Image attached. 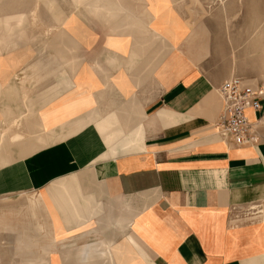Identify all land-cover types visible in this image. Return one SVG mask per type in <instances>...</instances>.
<instances>
[{
	"label": "crops",
	"instance_id": "obj_1",
	"mask_svg": "<svg viewBox=\"0 0 264 264\" xmlns=\"http://www.w3.org/2000/svg\"><path fill=\"white\" fill-rule=\"evenodd\" d=\"M144 1L70 0L76 7L63 17L47 0L50 24L36 6L33 17H0V101L9 102L0 117L18 103L6 114L22 120L10 134L35 144L0 168V197L47 205L36 219L28 205L13 209L10 244L30 243L8 261L264 264V109L245 111L262 136L256 145L238 146L215 130L218 87L248 68L249 0H224L223 15L205 16L191 0H163L167 7L153 16L158 7ZM79 16L100 22V31ZM193 17H225V29ZM233 17H241L240 31L227 29ZM39 23L49 54L33 60L30 30Z\"/></svg>",
	"mask_w": 264,
	"mask_h": 264
},
{
	"label": "rangeland",
	"instance_id": "obj_2",
	"mask_svg": "<svg viewBox=\"0 0 264 264\" xmlns=\"http://www.w3.org/2000/svg\"><path fill=\"white\" fill-rule=\"evenodd\" d=\"M54 4H56L57 11L60 12L63 17L69 16L72 14V12L75 9V5H72L70 0H53ZM84 1V0H83ZM90 1H95V0H90ZM147 6V2L142 0ZM213 1V0H211ZM218 4L214 5L212 4L209 0H191V6L196 5V8L200 10V14L205 16L209 15L213 11H218L219 13H224V0H217ZM74 2V1H73ZM80 3L81 0H76L73 4L75 3ZM11 4V5H10ZM47 0L44 2H39L38 0H0V17H16L15 15L19 14H25V17H28V12L32 11V9L36 6L37 7V17L42 18V21L44 24H50V16L48 12L46 11L47 8ZM167 2H164L163 0H152L151 5L152 7H158L157 11H153V16H157L158 14H161L159 7L163 8L162 11L165 10L167 7ZM187 8V7H186ZM246 9V6H243V9ZM248 9V14L250 17L247 18H242L243 19V24L248 25V47H249V53H248V68L246 69V66L244 67L243 64V69L240 71V79H243V81L249 85L250 83H264V17H256V14L262 13L264 14V0L258 1V0H249V5L247 6ZM78 12L83 14V8L79 7ZM166 12V11H165ZM233 13H240L241 12V5L238 4V6L233 7ZM167 14H169L167 12ZM190 15H192L190 13ZM81 16V15H80ZM79 16V17H80ZM31 17V16H30ZM192 18V17H191ZM196 20H201L202 24H205L207 27L212 26L213 24L217 25H222L224 26L225 29V22L224 19L225 17H193V19ZM241 17H233L235 21L233 23H226V27H230V24H232L233 28L235 29L238 27V31H240V25L242 22ZM81 21L88 27L94 30H99L100 31V22L97 20H93L89 18L88 16L86 17H80ZM216 21V22H215ZM223 30V28H221ZM46 28H44V25H41L40 23L36 27H32L30 30V34L33 35L35 38L34 44L32 45L33 49V57L31 59L35 58H40L47 56L49 54L47 49H44V42L46 41L44 38V33ZM57 29H55L48 39H52L57 35ZM100 33V32H99ZM100 35V34H99ZM100 41V39H97ZM240 40V39H238ZM80 51V50H79ZM235 56V55H234ZM240 56V55H238ZM240 65V64H239ZM22 72V73H20ZM24 77V72L19 71V77L20 79L18 82H20V86L24 85L25 82L23 80ZM235 77V76H234ZM17 81H15L16 83ZM24 82V83H23ZM30 83L26 82V89H31ZM3 103L9 104L7 100H1L0 104ZM17 104H12L11 107H8L2 111L4 114L3 117H0V137L2 136H8V138H11V130L15 129V127H19L20 122L22 121L17 120L15 118L7 117L11 113V116L13 115L12 111L17 109ZM27 105V102L24 103ZM7 114V115H6ZM14 120V121H13ZM30 119L25 118V121H29ZM24 121V120H23ZM9 122V123H8ZM14 122V123H13ZM26 122V123H27ZM3 123V124H2ZM6 125V126H5ZM14 125V126H13ZM4 142L1 141L0 139V168H2L5 164H8L15 159H19L21 157L17 156V150L12 149L11 152H6L5 150L2 149V146ZM3 151V152H1ZM8 154V155H7ZM8 157V158H7ZM11 158V159H10ZM20 197V198H18ZM33 199L29 202L30 198H28L27 204H25V199L21 198V196H2L0 197V222L3 223L0 226V264H22V263H17L14 261H8V258H14L17 257V247L14 244H10V242H16L15 235H13L16 231V226L11 224V217H15L16 213L14 212L15 207L17 205L24 206L28 205V208L30 209V217L32 219L37 218V214L41 213V211L45 212V209L42 206L40 207L38 204L32 205L31 202L33 200H38ZM25 200V201H24ZM39 201V200H38ZM35 206V213L33 211V207ZM39 207V208H38ZM10 211H13V213L9 214ZM33 213V214H32ZM8 216L10 218L8 219ZM23 216V215H22ZM47 216V214H46ZM35 217V218H34ZM23 218V217H22ZM4 225L6 227H4ZM35 232H37L35 230ZM44 249L40 248L41 253H45L43 251Z\"/></svg>",
	"mask_w": 264,
	"mask_h": 264
},
{
	"label": "built area",
	"instance_id": "obj_3",
	"mask_svg": "<svg viewBox=\"0 0 264 264\" xmlns=\"http://www.w3.org/2000/svg\"><path fill=\"white\" fill-rule=\"evenodd\" d=\"M223 109L215 123L216 133L230 138L236 145H256L262 140L257 133V123H251L245 111L264 109V84L253 88L243 79L234 77L224 81L217 89Z\"/></svg>",
	"mask_w": 264,
	"mask_h": 264
},
{
	"label": "bare ground",
	"instance_id": "obj_4",
	"mask_svg": "<svg viewBox=\"0 0 264 264\" xmlns=\"http://www.w3.org/2000/svg\"><path fill=\"white\" fill-rule=\"evenodd\" d=\"M38 1H42V0H38ZM74 2L76 1V0H73ZM11 5V4H10ZM111 6V5H110ZM38 7V6H37ZM52 7V6H51ZM98 7H99V5H98ZM93 8V7H92ZM108 8H109V6H108ZM98 9V8H97ZM96 10V9H95ZM112 10H116L117 11V9H112ZM35 9H33L32 11H31V14H32V17L34 16V14H35ZM37 12V11H36ZM111 12V11H110ZM118 12V11H117ZM29 13V12H28ZM113 14V13H112ZM115 14H116V12H115ZM125 14V13H124ZM108 15V14H107ZM114 15V14H113ZM31 16V15H30ZM111 16V15H110ZM30 22V21H29ZM34 22V21H33ZM131 23V22H130ZM14 24V23H13ZM17 24V23H16ZM19 24V23H18ZM134 27V26H133ZM141 30V29H140ZM23 31V30H22ZM148 32V31H147ZM4 34V33H3ZM14 35V34H13ZM4 36V35H3ZM7 37H9V36H7ZM15 37V36H14ZM5 38V37H4ZM7 39V38H6ZM1 40V39H0ZM63 40V39H62ZM11 42V41H10ZM50 42H52V41H50ZM4 44V43H3ZM14 44V43H13ZM3 47V46H2ZM48 47V46H47ZM10 48V47H9ZM3 49V48H2ZM51 50V49H50ZM54 50V49H53ZM52 52V51H51ZM76 53V52H75ZM5 54V53H4ZM16 55V54H15ZM74 55V54H73ZM6 56V55H5ZM51 57L53 58V56L51 55ZM18 58V57H17ZM50 58V57H49ZM54 59V58H53ZM12 59L10 58V60L9 61H11ZM14 61V60H13ZM40 61V60H39ZM50 61V60H49ZM75 61V60H74ZM1 62V61H0ZM41 62V61H40ZM52 62V61H51ZM9 63H11V62H9ZM15 63H16V60H15ZM41 63H43V61L41 62ZM48 63V62H47ZM54 63V62H53ZM52 63V64H53ZM6 64H7V62H6ZM35 64H37V63H35ZM49 64H50V62L48 63V66H49ZM51 64V65H52ZM66 64V63H65ZM10 65V64H9ZM44 65V64H43ZM56 65H58V64H55V66ZM13 66H14V64H13ZM38 66V65H37ZM53 66V65H52ZM54 66V67H55ZM68 66V65H67ZM1 67V66H0ZM34 67V66H33ZM54 67H52V68H54ZM14 68V67H13ZM29 68V67H28ZM32 68V67H31ZM43 68V67H42ZM45 69V68H44ZM49 69H50V67H49ZM2 70V69H1ZM51 70V69H50ZM24 72H25V70H24ZM0 74H2V72L0 73ZM7 74V73H6ZM5 74V75H6ZM41 74V73H40ZM3 75V74H2ZM43 75V74H42ZM7 77V76H6ZM5 77V78H6ZM39 78V77H38ZM70 78H72V77H70ZM1 79V78H0ZM36 79V78H35ZM31 81V80H30ZM29 81V82H30ZM40 86V85H39ZM107 86V85H106ZM6 88V87H5ZM34 89V88H33ZM3 92V91H2ZM8 94V93H7ZM27 94V93H26ZM25 94V95H26ZM113 105V104H112ZM110 106V105H109ZM112 107V106H111ZM14 121V120H13ZM9 123V122H8ZM14 123V122H13ZM3 124V123H2ZM6 126V125H5ZM14 126V125H13ZM12 135V134H11ZM25 138V137H24ZM24 138L22 137V135L21 134H18V133H15V134H13L12 136H11V138H8V136L6 137V136H2V138L0 137V139H1V141H3L4 142V144L3 145H1L2 146V149L3 150H5L6 152H11L12 153V147H18V149H17V156L18 157H24V156H26V155H29V154H31L33 151H34V149H35V144L34 143H29L30 141H28V142H23V141H25L24 140ZM27 139V138H26ZM1 152H3V151H1ZM8 155V154H7ZM8 158V157H7ZM11 159V158H10ZM29 195V194H28ZM36 204H38L40 207H41V205H42V207H44V209L45 210H47V205H46V203H43V200H37V202H36V200H33L32 202H31V206L32 205H36ZM39 208V207H38ZM42 209V208H41ZM45 213V212H44ZM33 214V213H32ZM35 218V217H34ZM3 223H1L0 222V226L2 225ZM3 226V225H2ZM4 227H6L5 225H4ZM36 233L37 234H42V237H44V238H47L48 237V230L45 228V227H43L42 225H36ZM30 235V234H29ZM25 239V238H24ZM27 240V239H26ZM36 242V241H35ZM30 242H26L25 244V246L24 247H17V249H16V251L17 250H20V249H24V251L25 252H27V249L29 248L27 245L29 244ZM31 243H32V241H31ZM42 249H47L48 248V246H46V248H45V246L44 247H41ZM19 252V251H18ZM34 252V251H33ZM26 255V254H25Z\"/></svg>",
	"mask_w": 264,
	"mask_h": 264
}]
</instances>
